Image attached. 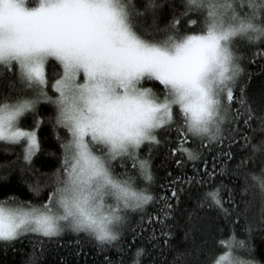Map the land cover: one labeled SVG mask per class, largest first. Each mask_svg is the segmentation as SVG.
<instances>
[{
    "label": "clouds",
    "instance_id": "clouds-1",
    "mask_svg": "<svg viewBox=\"0 0 264 264\" xmlns=\"http://www.w3.org/2000/svg\"><path fill=\"white\" fill-rule=\"evenodd\" d=\"M40 3L21 0L27 8ZM184 3L186 10L203 19L195 33L168 26L157 30L158 34L149 32L140 24L146 8H140L138 0H96L90 5L92 31L74 51L93 56L100 70L88 74L81 68L63 91L54 87L64 76V67L52 53L51 41L37 35L22 19L6 14L0 20V78L10 68L15 77L8 81L13 92L0 96V144L24 143L12 135L42 104L52 108L49 119L67 130L62 163L49 175V187L55 193L51 207L0 198V215L19 221L32 215L35 207L54 218L60 233L71 230L87 233L101 243L117 241L129 213L155 198L151 190L155 174L152 171L151 178L146 174L151 159L141 154V148L151 143L160 121L173 123L178 111L181 125L191 135L209 143L216 141L225 116L218 107L223 54L227 52L238 63L233 47L237 39L264 40V0ZM242 21L244 30H240ZM225 32H229L227 39ZM194 34L209 42L219 36V47L213 51L209 44L185 50V42ZM162 59L170 61L172 76L166 82L154 71L139 70L142 64ZM192 67L199 71L191 72ZM153 80L162 89L147 83ZM209 99L217 103L209 105ZM254 148L264 155V142ZM191 152L199 155L193 148ZM121 159L136 161L135 169L118 171L115 162ZM248 184L264 192V170L249 172ZM241 240L245 241L236 238L225 264H264L239 244ZM143 253L142 247L137 248L132 264H141Z\"/></svg>",
    "mask_w": 264,
    "mask_h": 264
},
{
    "label": "trees",
    "instance_id": "trees-1",
    "mask_svg": "<svg viewBox=\"0 0 264 264\" xmlns=\"http://www.w3.org/2000/svg\"><path fill=\"white\" fill-rule=\"evenodd\" d=\"M138 4L146 8L140 24L149 32L158 34L157 30L166 26L178 32H197L202 27V17L186 10L184 0H138ZM187 17L198 19V24H185ZM235 50L242 53L238 58L242 71L237 77L232 107L233 113H241L236 118L239 123L233 122L229 128L225 122L223 143H209L205 139L201 146L199 138L186 142V146L201 153L200 161L188 160L186 154L172 151L177 145L175 126L158 149L150 151L149 144L142 146L141 154L150 157L155 174L151 185L155 199L145 209L129 213L117 241L101 243L84 232L66 231L54 237L28 234L10 241L0 240V264H132L135 250L140 247L144 249L141 264H216L229 250L221 241L231 239L233 234L245 240L249 253L264 261V218L261 217L264 204L258 190L243 191L248 186V177L239 167L243 161L250 165L248 172L264 168V155L254 148L264 142V127L259 119L264 115V53L260 51L264 50V40L252 43L237 39ZM13 71L6 69V76L0 78V96L13 92L8 82L15 79ZM147 83L157 89L163 87L158 81ZM242 100L247 107L242 106ZM248 111L252 114L246 119ZM51 112L48 104H42L37 113H30L23 120V129L34 131L39 143L31 161L24 159L27 139H22L24 143L0 144V198L20 200L28 205L47 202L52 192L49 175L62 163L63 137L67 135L65 128L49 119ZM230 136L234 139H229ZM177 160L185 163L178 165ZM205 162L209 172L213 167L217 169L218 178L201 183L198 177L206 176ZM135 167L133 161H127V166L116 165L118 171ZM221 185L220 194L228 214L205 199ZM173 188L177 197L171 196ZM165 195L173 209L168 217L163 215ZM168 231L173 235L165 236Z\"/></svg>",
    "mask_w": 264,
    "mask_h": 264
},
{
    "label": "snow or ice",
    "instance_id": "snow-or-ice-1",
    "mask_svg": "<svg viewBox=\"0 0 264 264\" xmlns=\"http://www.w3.org/2000/svg\"><path fill=\"white\" fill-rule=\"evenodd\" d=\"M96 0H41L40 6L36 8H27L21 4V0H0V20L4 18L7 14L9 16H14L16 18L22 19L31 25L34 32L42 37H45L51 41L52 53L56 56L58 60L61 61L64 67V76L57 80L54 87L59 88L61 91L67 87L72 79V77L79 72L81 68L88 74H95L100 70V66L96 62L95 58L90 54H75V46L82 44L86 41L87 37L93 28V10L90 5L95 3ZM185 24L197 25L198 19L192 17H187L184 20ZM245 25L243 21L240 25V30H244ZM175 30V29H174ZM231 31V30H230ZM195 33V32H193ZM224 38L227 39L229 32H225ZM219 36H214L213 40L209 42L205 37L199 35L190 36L185 42L184 49H191L193 47L206 48L211 45L213 51L219 47ZM235 49V43L233 45ZM236 51L235 59L238 60L242 53ZM264 53V50H260ZM18 54V53H17ZM170 61L162 59L156 63H145L139 66V70H151L159 77L161 81L166 82L171 78L172 73L168 70V64ZM222 72H221V97L218 99V107L222 108L225 112V116L221 117L222 128L220 134L216 139L217 143H223L224 138V127L225 122L228 123L229 128L233 122L239 123L237 117L241 115L239 111L233 113L232 107L236 99L234 95V89L237 88V77L239 76L242 68L239 63H235L231 55L224 52L223 59L221 61ZM11 69V68H10ZM191 72L195 73L199 71L197 67H192ZM241 93L244 92L243 86L239 87ZM45 98H47L45 96ZM217 103L211 99L208 100V104ZM242 106L247 107L246 101H241ZM173 110L169 109L171 113ZM209 114L211 115V108H209ZM250 111L245 113V118L251 115ZM176 120L173 123H166L160 121L158 130L156 134L151 138V143L149 144V150L158 149V147L165 142V137L171 134L173 126H175V135L177 137V145L172 151L180 152L183 156L186 154L187 159L191 161H200L201 153L199 155H194L191 152V147L186 146V142L192 140L195 141L197 137L191 135L189 131H186L179 121V112H176ZM261 126L264 127V115L259 117ZM59 120V117H58ZM22 137L27 138V145L25 148L24 159L31 161L34 152L39 147L37 135L34 131H26L25 129H17L13 133L12 138L18 140ZM229 139H234V137H229ZM201 146L204 145L205 139L199 138ZM248 140V137H245ZM259 151V148H257ZM230 154V153H229ZM150 158V157H149ZM252 157H250L251 159ZM136 165V161H133ZM203 162V161H202ZM127 166V161L121 159L115 162ZM176 163L183 164L184 160H177ZM141 164H146L145 161H141ZM240 168H243L244 175L247 178L249 176L248 168L250 165H245L243 161L240 163ZM261 170H264L262 168ZM219 171H223L220 169ZM146 174L151 178L152 174V164L150 168L146 169ZM205 174L206 176L198 177L201 183L211 182L217 179V169L213 167L211 172H209L206 162H205ZM191 182V180H189ZM221 185L213 190L211 193L207 194L205 199H210L215 206L221 209L225 214H228L229 209L225 207V200L221 196ZM252 191L255 193L257 190L254 185H249L243 189V191ZM54 192H51L47 202L43 203L45 209H49L53 202ZM172 197H177V190L175 188L171 191ZM259 197L261 203L264 204V192L259 191ZM155 199V198H154ZM152 199V202L154 201ZM231 199V196H229ZM169 197L164 196V209L163 215L168 217L172 214L173 209L168 203ZM235 203V201H233ZM239 214V212L237 213ZM261 217L264 218V211L261 212ZM249 223L252 221L249 218ZM171 228V226H168ZM251 230V229H249ZM24 233H39L43 234L44 237H52L60 234L58 225L56 224L54 218L48 214V212L40 210L38 208H33V214L27 215L24 219L17 221L14 217H4L0 215V239L5 241L14 240L15 238L21 236ZM165 236H171L173 233L168 231L164 233ZM114 239V237H113ZM223 244H227L229 252L224 254L221 259L229 258L231 249L236 243V236L233 234L231 239L226 241H221ZM239 244L245 247V241H239ZM219 264V262H217Z\"/></svg>",
    "mask_w": 264,
    "mask_h": 264
},
{
    "label": "rangeland",
    "instance_id": "rangeland-1",
    "mask_svg": "<svg viewBox=\"0 0 264 264\" xmlns=\"http://www.w3.org/2000/svg\"><path fill=\"white\" fill-rule=\"evenodd\" d=\"M23 138H25V139H27L26 137H22V138H20L21 140L23 139ZM13 142H15V141H13ZM66 231H68V232H74V231H71V230H65L64 232H62V233H60L59 235H57V236H60V235H62V234H64ZM28 234H39V233H24V234H22L21 236H24V235H28ZM39 235H43V234H39ZM21 236H19V237H21ZM19 237H17V238H19ZM52 237H54V236H52ZM16 239V238H15ZM0 240H3V239H0ZM3 241H5V240H3ZM10 241V240H9ZM227 252H229V250L227 251ZM222 257H224V255H222L220 258H219V260L217 261V262H219V264H225V261H226V259L227 258H225V259H221ZM221 261V262H220ZM217 264V263H216Z\"/></svg>",
    "mask_w": 264,
    "mask_h": 264
},
{
    "label": "bare ground",
    "instance_id": "bare-ground-1",
    "mask_svg": "<svg viewBox=\"0 0 264 264\" xmlns=\"http://www.w3.org/2000/svg\"><path fill=\"white\" fill-rule=\"evenodd\" d=\"M240 73H241V72H240ZM144 209H145V208H144ZM226 252H227V251H226ZM226 252H225V253H226ZM220 262H221V261H220ZM221 264H222V263H221Z\"/></svg>",
    "mask_w": 264,
    "mask_h": 264
}]
</instances>
